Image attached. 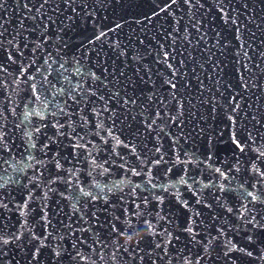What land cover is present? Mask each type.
Instances as JSON below:
<instances>
[{"label":"snow or ice","instance_id":"snow-or-ice-1","mask_svg":"<svg viewBox=\"0 0 264 264\" xmlns=\"http://www.w3.org/2000/svg\"><path fill=\"white\" fill-rule=\"evenodd\" d=\"M0 264H264V0H0Z\"/></svg>","mask_w":264,"mask_h":264}]
</instances>
